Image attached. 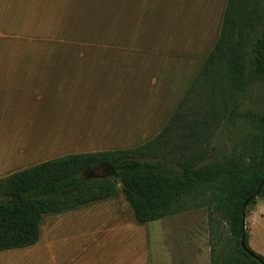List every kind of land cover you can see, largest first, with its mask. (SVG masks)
<instances>
[{"label": "crops", "instance_id": "0c3cea01", "mask_svg": "<svg viewBox=\"0 0 264 264\" xmlns=\"http://www.w3.org/2000/svg\"><path fill=\"white\" fill-rule=\"evenodd\" d=\"M49 1L75 5L79 14L69 17L101 20V33L124 36L128 41L71 44L75 58L12 60L5 58L4 43V58H0V178L64 155L135 148L155 137L216 44L228 3L45 2ZM133 36L146 38L135 43ZM181 41L190 43L184 52L179 49ZM159 126L162 129L150 139L127 146L138 131ZM63 146L62 152L47 157ZM157 222L162 223V264L198 262L197 249L186 247L184 252L174 238L171 249L166 248V240L173 244L171 233L182 236L181 218L140 224L125 195L119 193L45 215L35 245L0 255L21 257L27 264H158L153 239L156 227L152 226ZM166 225H174L175 230Z\"/></svg>", "mask_w": 264, "mask_h": 264}, {"label": "trees", "instance_id": "16d2710c", "mask_svg": "<svg viewBox=\"0 0 264 264\" xmlns=\"http://www.w3.org/2000/svg\"><path fill=\"white\" fill-rule=\"evenodd\" d=\"M259 85L264 0H228L216 44L155 137L135 148L64 155L0 178V252L35 245L45 215L114 197L121 185L140 224L204 209L210 264H264L249 246L242 214L259 189L264 198V112H241ZM223 133L218 159L214 140ZM109 164L116 181L85 172Z\"/></svg>", "mask_w": 264, "mask_h": 264}, {"label": "rangeland", "instance_id": "374dc122", "mask_svg": "<svg viewBox=\"0 0 264 264\" xmlns=\"http://www.w3.org/2000/svg\"><path fill=\"white\" fill-rule=\"evenodd\" d=\"M45 1L47 0L41 2H34L31 0H0V58H4L2 52L5 42V58L12 60L64 57L67 59L75 58L77 56L73 55V52L70 49L71 44L84 43L88 45H100L108 43H125L128 41L124 36L101 33V29L98 27L101 26V20L69 17L71 15L79 14L76 12L77 9L75 8V5L68 6L69 4H66L65 2ZM176 1L177 0H175V2ZM84 9L86 10L89 8H86L85 5ZM3 15L5 16V19H2L4 18ZM161 15L162 14H160V16ZM2 23L5 24V28L2 27ZM97 23H99V25ZM133 37H135V43H139L138 40L146 38V36ZM189 45L190 43L181 41L179 49H182L184 52ZM189 67L190 66H188V68ZM165 69H168V67ZM194 69L196 70V66ZM247 110H253L259 113L264 112V85H259L251 90L249 99L244 103L241 112ZM160 128L161 126L156 127L155 129L151 128L138 131L139 134H137L136 139L128 141L127 146H134L150 139L155 133L159 132ZM226 142L225 133L218 134L214 140V146L218 149L215 157L218 159L221 157L223 151L225 152L224 148ZM64 149L65 147L63 146L59 152L53 150L47 153V157L54 154L56 155ZM118 193L119 195L124 196L121 185L118 187ZM168 218L182 219L179 226L182 230V236H175L171 233V235H173L171 240L174 238L177 241V244L183 247L184 252L187 250L185 249L186 247H190L193 250L196 248L199 260L195 264H210L209 232L206 211L204 209H198L183 212ZM161 225L162 223L160 222L152 223V226L156 227L153 234L155 237H153V239L155 241V251L158 257V264H162L164 253ZM179 227L177 230H179ZM166 228L172 230V232L175 230L174 225L167 226ZM246 228L249 235L250 248L254 252L264 256V198L258 197L256 205L248 209ZM175 240H172L173 244L170 243V240H166V248L171 249L170 245H174ZM14 251H16V249L6 251L5 253ZM4 256L6 255H0V264H27L21 257H16V259L10 256L5 258Z\"/></svg>", "mask_w": 264, "mask_h": 264}, {"label": "water", "instance_id": "95a60500", "mask_svg": "<svg viewBox=\"0 0 264 264\" xmlns=\"http://www.w3.org/2000/svg\"><path fill=\"white\" fill-rule=\"evenodd\" d=\"M86 173H89L88 178L89 179H107V178H111L114 181L117 180V174H116V170L113 164H109V165H101L95 168H91V169H86L85 170ZM259 192L260 189L254 194V196L252 198H250L248 201H246L243 205L242 208V214H243V229L245 230L246 228V212L248 209L249 204L251 203L252 200L258 198L259 196ZM245 238H246V233H243V238H242V247L245 248ZM251 254V253H250ZM252 255V254H251Z\"/></svg>", "mask_w": 264, "mask_h": 264}]
</instances>
